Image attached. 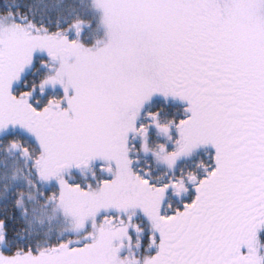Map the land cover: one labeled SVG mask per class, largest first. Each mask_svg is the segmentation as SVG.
Here are the masks:
<instances>
[{
  "label": "snow or ice",
  "instance_id": "1",
  "mask_svg": "<svg viewBox=\"0 0 264 264\" xmlns=\"http://www.w3.org/2000/svg\"><path fill=\"white\" fill-rule=\"evenodd\" d=\"M0 264H264V0H0Z\"/></svg>",
  "mask_w": 264,
  "mask_h": 264
}]
</instances>
